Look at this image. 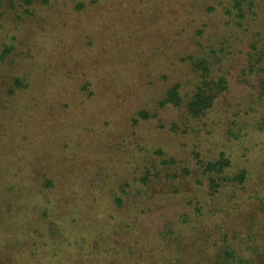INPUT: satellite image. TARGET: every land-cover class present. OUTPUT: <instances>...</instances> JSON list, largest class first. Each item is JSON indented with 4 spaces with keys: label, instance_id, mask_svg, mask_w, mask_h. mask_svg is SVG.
Segmentation results:
<instances>
[{
    "label": "rangeland",
    "instance_id": "374dc122",
    "mask_svg": "<svg viewBox=\"0 0 264 264\" xmlns=\"http://www.w3.org/2000/svg\"><path fill=\"white\" fill-rule=\"evenodd\" d=\"M104 1L39 0L29 7L30 13L19 6L1 22L0 53L8 48L11 52L0 62V111L15 114L16 124L21 118L24 122L15 128L2 122L0 115V173L11 163L22 162L15 176L18 189L37 190L35 196H42L33 199L38 213L46 206L73 204L77 198L83 202L80 205H87L97 195L99 208L84 213L91 212L104 225L99 235L103 248L141 254L148 245L140 243L132 219L163 235L179 233L203 213L201 224L212 223L207 214L218 199L210 194L203 165L225 152L234 157L235 169L250 171L244 187H238L241 196L236 203L251 204L253 218L261 226L264 0L254 1L255 9L247 11L246 20L238 18L234 0H107L108 9L119 6L122 23L108 24L117 27L114 40L104 32L105 39L95 45L104 38V27L92 9ZM79 2L88 8L77 15ZM93 41L94 46L87 45ZM202 51L213 61V76L227 79L220 106L206 124L196 128H201L197 138L167 134L160 136L161 145L149 148L156 137L151 138L153 128L163 125L167 130L180 113L172 104L158 105L165 91L181 81L190 93L198 81L182 57ZM18 77L24 82L29 78L34 85L22 92L23 109L16 114V103L7 91ZM81 86L84 90H79ZM68 102L70 108L64 106ZM144 108L154 117L136 123ZM132 129L138 130L140 138L129 135ZM5 142H11L10 147ZM139 147L145 153L137 152ZM47 178L53 179L55 187L40 192ZM5 187L0 177V190ZM224 197L231 205L233 195ZM46 198L53 202L47 203ZM76 208L71 206L72 211ZM242 216L238 224H253L250 216ZM58 230L47 224L38 232L61 239ZM242 231L239 238L245 234ZM130 233L134 242L130 238V247L126 243L122 248L121 236L126 239ZM224 235L208 240L218 241ZM95 240L92 246L97 247ZM199 240L204 242L203 237Z\"/></svg>",
    "mask_w": 264,
    "mask_h": 264
},
{
    "label": "trees",
    "instance_id": "16d2710c",
    "mask_svg": "<svg viewBox=\"0 0 264 264\" xmlns=\"http://www.w3.org/2000/svg\"><path fill=\"white\" fill-rule=\"evenodd\" d=\"M38 1L0 0V30L2 28L1 22L8 18L13 9L17 10L19 6H25L23 12L30 13L31 8L29 7L34 4L36 6ZM44 1L48 2V0ZM244 1L248 2L246 8H244ZM254 1L234 0L233 6L239 10L238 18L246 20L247 11L255 9L256 3ZM93 3L95 2L93 1ZM109 7L107 0H105L97 8H94L96 11L92 10L96 13L94 15L99 25L104 27L101 28L103 37L105 32L106 36L113 38L110 40L112 41L115 38L112 32L117 30V27L114 25L115 28L112 29V25L108 24H113V22L119 24L122 23V20L118 18L120 16L119 6L113 9H108ZM86 8L88 7L85 2H79L75 7L77 15L80 14L79 10L83 12ZM109 11L112 12L111 15ZM254 15L257 16L258 13L254 12ZM115 19L119 21L116 22ZM120 26L128 32L126 26ZM103 39L105 37L101 38L99 42L97 41L95 45H98ZM87 45L94 46V41L87 42ZM8 49L6 52L10 53L11 48ZM6 52L0 53V62L8 55ZM214 52L217 53L216 51ZM207 56L204 52L201 55L190 53L182 57L181 61L191 66L193 74L195 78H198V81H195L193 85L195 87L190 93L186 92L185 83L181 81L170 86L165 91L164 97L159 100L158 105L166 107L172 104L175 108H178L180 113H178L177 120L173 121L167 130L163 129V125H157L153 128L154 132L151 138L156 137L149 141L153 145H149V148L155 149V147H158L156 145H161V139L163 140V138L160 136L167 134L174 137L190 135L193 139L197 138L200 136L201 128L199 130H196V128L206 124L205 121L208 120V117L217 111L220 106V100L218 99L222 92L226 90L227 79L223 75L217 78L213 76V61H210ZM33 85L29 78L24 82L19 77L8 85L7 93L10 97H13L16 103V114H19L23 109L22 92L31 90ZM79 90H84L83 86ZM82 102L85 104L87 101L82 100ZM69 105L70 102L64 104V106ZM7 112H1L2 122L15 128L24 122L22 118L18 121L16 120L17 125L14 121L16 115ZM137 116L135 118L136 123L140 119L146 120L154 117V115L150 114L149 108L140 110ZM193 122H197L198 125H192ZM130 132L131 134L129 135L140 138L138 130L132 129ZM13 136L15 140L18 137L15 132ZM3 139H6V136ZM5 143L6 148L10 147L11 142ZM163 148L166 149L165 147ZM139 149L140 152L145 153V150L143 151V148L140 147L137 152ZM225 154V152H222L220 158L209 160L203 165V176H207L211 182L210 194L213 198L216 197L218 199V202L216 201L211 206L214 208H209V214H207L212 223L207 227L203 226V223L201 224L205 215L203 213L198 221L184 225L179 230V233L163 235L150 231L136 218L132 219L131 228L136 232L135 234L140 239V243L148 245V247H143L147 250H142L141 254L137 252L132 254L129 251L130 249L126 250L123 248L126 243L130 247L128 239L131 238V242H134L131 233L126 239L121 236L122 240H124L122 244L123 251L115 252L111 246H108L106 250L103 248L99 235L105 231L104 225H102L101 220L97 219L91 212H88L93 207L99 208L100 202L96 200L98 199L97 195L93 196L87 205H80L83 202H79L77 198L73 204H64L62 202V205L57 207L46 206L42 208V212L38 213L33 207V199L38 200L42 196H35L37 195V190L18 189L20 181L17 183L15 176L16 172L23 168V164L20 160L16 164L12 165L11 163V166H8L5 172L0 173V177L4 178L6 184V187L1 189L2 191L0 190V195L2 192L0 197L2 199L0 200V264H264V222L260 226V221L253 218L255 214L252 212L251 204L241 207V205L236 203L241 196L240 192L238 193V187H244L242 185L249 178L250 171L245 168L235 169L236 163L232 160L234 157H229ZM42 183L43 186L40 188V192L44 191L45 188L51 190L55 187L53 179L50 178H47ZM246 192L249 191H244V193ZM47 194L49 193L47 192ZM228 194L229 197L233 195L231 205L227 203L224 197V195ZM46 202L51 204L53 199L46 198ZM70 205L72 207L76 206V210L72 211ZM260 205L264 209V199H261ZM85 210H88V213H84ZM243 214L247 215L248 218L250 216V221L254 220L251 226L238 224L242 221L241 219H244ZM225 216L228 218L223 220ZM237 220L238 223L236 222ZM47 224H52L59 229L58 231L63 238L57 239L47 234H39L38 231H40L41 227ZM214 230L219 231V233ZM242 230L245 231V234L239 238L238 235H242ZM231 233L233 235L237 233V236L230 235ZM218 235H224V238L218 241L208 240ZM201 237H203L204 242H200L199 239ZM116 238H118V235ZM93 239H97L95 240L97 247L92 246ZM120 244L121 242H119ZM134 247H137V245Z\"/></svg>",
    "mask_w": 264,
    "mask_h": 264
}]
</instances>
